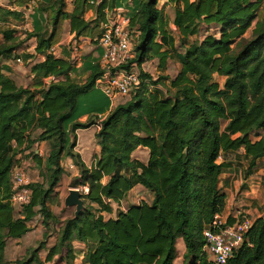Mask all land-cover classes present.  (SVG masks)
Segmentation results:
<instances>
[{"label": "trees", "instance_id": "16d2710c", "mask_svg": "<svg viewBox=\"0 0 264 264\" xmlns=\"http://www.w3.org/2000/svg\"><path fill=\"white\" fill-rule=\"evenodd\" d=\"M89 1L75 0L71 13L65 11V0L43 3L26 40L19 39L14 26L23 23V14L0 6V65L2 58L33 37L36 52L45 56L32 65L34 78L28 87L18 85L0 66V264H45L39 252L48 232L23 258L10 263L5 256L8 240L26 235L31 230L28 222L38 214L47 228L63 223L47 262L64 249L71 264L77 258L73 242L96 239L87 255L89 264H174L178 239L183 238L185 264H213L205 250L204 230L224 210L227 199L219 186L224 164L218 159L221 153L242 147L251 167L264 157V0H168L162 7L160 0H140L132 17L140 32L134 61L141 69L153 59L167 62L176 48L165 15L173 4V24L184 51L182 67L165 95L156 88L162 77L154 80L142 69L141 88L106 116L105 105L111 101L96 86L102 66L77 68L50 52L66 19L77 37L101 35L115 0H104L96 18L88 20ZM44 10L49 12L51 30L46 23L43 26ZM211 25L218 33L201 38V28L209 30ZM249 30L252 35L246 38ZM82 73L88 74L86 81ZM217 74L226 77L224 88L215 81ZM94 91L96 104L85 106L87 113H100L99 121L103 118L96 134L101 153L89 167L75 151L76 136L71 133L96 124L94 119L78 122L80 105ZM35 130L39 134L34 139ZM257 131L263 135L254 140ZM37 141H51L44 181L30 184L31 202L18 215L10 201L12 173L25 159L42 167L43 159L29 150ZM141 146L150 151L147 163L133 157ZM19 153L25 159L18 158ZM67 156L80 169L75 186L89 188L84 193L88 205L80 217L62 220L49 200L65 172L61 162ZM137 184L153 192V202L143 201L106 219L103 212L113 211L112 202L120 203ZM230 264H264V217L255 220Z\"/></svg>", "mask_w": 264, "mask_h": 264}, {"label": "crops", "instance_id": "0c3cea01", "mask_svg": "<svg viewBox=\"0 0 264 264\" xmlns=\"http://www.w3.org/2000/svg\"><path fill=\"white\" fill-rule=\"evenodd\" d=\"M51 0H25L22 4H19V0H0V6L7 7L9 9L21 12L25 17V22L20 25H14L17 28L16 35L21 40H26L27 33L34 30V17L39 13L40 6L44 3L47 4ZM66 1V12H73L75 8V0H65ZM110 1V0H109ZM140 0H115V8L125 9L129 16L133 17L136 11V6ZM161 1V0H160ZM168 0H165L162 4L160 2L159 6L162 7L164 3ZM90 2V1H89ZM97 7L98 5H91L87 9L85 18L95 19L97 16ZM45 19L43 26L46 25L51 30L49 24V12L43 11ZM166 17L169 20L168 29L172 31L175 36L176 48L170 51V57L167 62L162 65L159 59H153L143 64L142 69L145 72L151 74L153 78H161L159 84L156 85V88L164 90L165 87H170L172 80L179 74L182 63L180 60V54H183V48L180 47L179 31L176 26L173 24L174 19V5L169 4L165 12ZM140 34V33H139ZM3 39V36L0 35V40ZM57 43L52 47V52L57 57H64L69 59L72 62V59L76 54L73 51V47H79V56L80 61L77 64V68H82L86 64H98L102 65V49L99 48L90 37L80 36L77 37L75 33L71 30V21L66 19L62 31L57 35ZM37 38L33 37L24 42V44L17 49L10 57H5L1 59V70L4 74L13 78L16 83L20 86L28 87L33 83L34 75L31 71L32 65L37 61H42L45 59V56L36 52ZM83 79L87 80V73H82ZM101 91V89H100ZM99 92V91H98ZM102 94L106 95L103 91ZM97 91L90 93L86 99L89 107H94L96 104L97 98L95 95ZM129 98L119 97L116 99H110L111 104L105 105L107 107L106 116L112 109L117 105L126 102ZM87 110V106H85ZM97 114L86 113L79 117L78 122L86 123L94 119L96 124L92 125L89 128H79L75 132L71 133V137L76 136V147L75 151L80 153L83 161L91 167L95 162L97 156L101 153V148L97 143L96 134L101 129L99 126V118ZM39 134V130L32 132V137L35 139ZM29 150H33L35 153L43 159L44 163L42 167L36 166L34 160L33 166L31 167L28 176L30 183L43 182V174L46 171L47 159L51 150V141H37L34 143L33 147ZM30 152V151H28ZM24 153H19L18 158L25 159ZM133 157L141 160L144 163H147L150 158V151L147 147H139L133 153ZM26 160V159H25ZM25 160H22L24 162ZM28 160V159H27ZM21 162V163H22ZM219 163H223V173L220 180V188L223 192L226 193V205L223 210L225 216L229 217L230 221L235 220V215L238 210H244L249 213L255 220L260 217H264V157L256 160L255 165L251 167L252 160L246 155V149L244 147L238 150H232L228 152L221 153ZM62 167L65 172L62 175V179L56 187L55 193L53 196H58L59 199L66 198L63 197L64 193L60 192V185L64 182H69L71 177L79 178L80 169L75 163L74 159L71 157H65L62 159ZM71 173V174H70ZM105 182L108 181V178H105ZM258 182V185L256 184ZM82 190H86V193L89 191L88 187L82 186ZM87 188V189H86ZM70 190V188H69ZM69 193V192H68ZM154 200V194L149 189H147L142 184H137L135 187L128 193V195L120 202H112L113 211L103 212V215L106 219L116 218L118 211H126L133 205H139L141 202L146 201L152 203ZM51 209L56 215H59V211L55 206H51ZM65 218L62 217V220ZM63 223L54 224L51 223L50 227L47 228L44 224V217L41 214H38L31 221L28 222V225L31 227V230L24 235L22 238H10L7 243L5 256L6 260L10 263H13L17 259L23 258L27 255L28 250L36 248L39 240L44 238L45 233L48 232L49 236L46 239V245L43 249L40 250L39 256L45 264H67L65 250L63 249L59 252L52 261L47 262L46 258L51 248H53L58 242L59 231ZM77 258L74 261H71V264H89L88 261V252L92 251L96 244L97 240H89L88 242H81L75 240L73 242ZM179 244L180 251L184 253L186 251V245L183 238H179L177 246ZM211 259V257L209 256ZM178 257L176 258L174 264L178 263Z\"/></svg>", "mask_w": 264, "mask_h": 264}, {"label": "built area", "instance_id": "2783aa9c", "mask_svg": "<svg viewBox=\"0 0 264 264\" xmlns=\"http://www.w3.org/2000/svg\"><path fill=\"white\" fill-rule=\"evenodd\" d=\"M103 1L90 0V4L100 5ZM139 33L125 9L113 8L107 11L101 35L92 39L103 52V74L97 79L96 86L110 99L130 98L142 86L143 70L134 61L135 40ZM78 48L73 47L76 56L73 57L72 64L80 61ZM102 119L99 121L100 128ZM32 166L31 159L25 160L12 173L13 190L10 201L18 214H22L31 202L33 192L28 173ZM254 223L255 219L244 210H238L233 221L223 211L217 212L204 230L205 250L213 264H230Z\"/></svg>", "mask_w": 264, "mask_h": 264}, {"label": "rangeland", "instance_id": "374dc122", "mask_svg": "<svg viewBox=\"0 0 264 264\" xmlns=\"http://www.w3.org/2000/svg\"><path fill=\"white\" fill-rule=\"evenodd\" d=\"M165 0H161V4L164 2ZM25 17L23 15V22H25ZM208 33H218V27H216V25H211V28H209V30L205 29L204 27L201 28V38H204V36H206ZM252 35V31L249 30L247 32V34L245 35L246 38H250ZM137 42V38L135 40ZM136 44V43H135ZM215 81H217L218 83H220L221 87L224 88L225 86V82H226V77L225 76H222V75H215ZM150 90H153V91H156V88H154V86H150ZM162 90V89H160ZM102 91V90H101ZM168 90L167 88L165 87L164 90H162V93L163 95L165 94H168ZM85 105H87V101H84L80 106V114L82 115H85L87 113V110L85 108ZM226 127V123L224 124V128ZM263 135V131H257V132H254L252 134V138L254 140H257V139H260V137ZM71 174V173H70ZM75 177H71L69 179V182L67 183H63L62 185H60V192L61 193H64L63 194V197H65L68 192H69V188H74V187H78L80 188L81 190L84 189L82 188V186H75L76 184H74V180ZM256 184L258 185V182H256ZM84 193H86V190H82ZM49 205H50V208L51 206H55L56 209L59 211V216L63 217V218H71V217H74L75 215V207H67L65 206V198L64 199H59V195L58 196H52L49 200ZM88 205V201L85 199V206ZM19 215V214H18ZM45 239H41V241L39 240L38 242V246L40 245V243L42 241H44ZM37 246V247H38ZM177 248H179V244L177 246ZM179 252V259H178V263L176 264H185L184 263V257H183V251L181 250V247H180V251L178 250ZM178 254V253H177Z\"/></svg>", "mask_w": 264, "mask_h": 264}, {"label": "water", "instance_id": "95a60500", "mask_svg": "<svg viewBox=\"0 0 264 264\" xmlns=\"http://www.w3.org/2000/svg\"><path fill=\"white\" fill-rule=\"evenodd\" d=\"M65 206L75 207V217H80L86 208L84 192L78 187L70 188L69 193L65 198Z\"/></svg>", "mask_w": 264, "mask_h": 264}]
</instances>
